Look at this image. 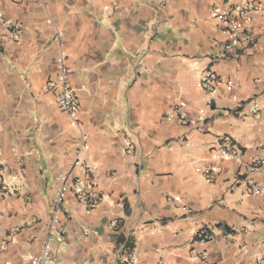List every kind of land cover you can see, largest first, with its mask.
I'll list each match as a JSON object with an SVG mask.
<instances>
[{
    "label": "crops",
    "instance_id": "crops-1",
    "mask_svg": "<svg viewBox=\"0 0 264 264\" xmlns=\"http://www.w3.org/2000/svg\"><path fill=\"white\" fill-rule=\"evenodd\" d=\"M244 1L264 3L0 0V264H30L39 251L57 175L84 178L74 164L78 150L100 201L86 208L71 188L49 264H198L203 252L218 264H257L264 168L252 175L257 195L243 172L264 155V109L235 111L233 98L264 102V11L245 22L252 42L240 36L227 55L223 24L212 15L214 6ZM11 21L21 24L18 40ZM56 30L80 107L75 118L59 108L58 86L48 85ZM206 69L230 84L216 85L210 105L200 85ZM178 103L190 124L166 119ZM201 112L205 122L196 120ZM222 136L241 152L215 157ZM203 229L209 241L197 235Z\"/></svg>",
    "mask_w": 264,
    "mask_h": 264
},
{
    "label": "built area",
    "instance_id": "built-area-1",
    "mask_svg": "<svg viewBox=\"0 0 264 264\" xmlns=\"http://www.w3.org/2000/svg\"><path fill=\"white\" fill-rule=\"evenodd\" d=\"M11 1L19 2L20 0ZM256 11H264V3L244 1L239 4H232L226 9L214 6L212 15L223 24V33L225 37L222 41V47L224 55L234 51L235 45L240 36L246 43L252 42L253 35L249 30H245V22L250 18L251 14ZM8 27L12 31V37L15 40H18L22 34L21 24L11 21L8 22ZM51 41L58 46V50L55 58L56 75L48 85L58 86L57 103L59 108L72 118H75L80 107L78 99L68 83V67L66 65L67 56L64 48L63 32L61 30H56L51 36ZM218 83H223L226 86L230 85L228 82H222L210 69H206L201 73L200 85L202 90L208 96V105L211 104L210 95L214 92ZM233 101L236 103L234 107L235 111H238L244 106H248V112L252 116H259L261 110L264 109V102H259L255 98L249 101H238L236 98H233ZM166 119L170 122L172 121L182 125L190 124V120L187 117L183 105L179 103L173 106V108L166 114ZM196 120L205 122L207 116L204 112H201L198 114ZM260 147H264V141L260 142ZM125 149V151L129 153L131 151V143L126 142ZM240 152L241 147L235 139L230 136H222L219 139L218 147L214 151V156L217 158H232ZM74 164L80 167L84 178L71 176L69 172H62L57 175L58 184L49 203V222L47 225V232L40 244L39 251L30 256V264H49L52 259V237L58 232V224L64 212L63 204L66 200L67 193L71 188H73L78 202L86 208H92L100 201V197L95 191L93 179L90 177L89 165L79 158V150L76 152V160L74 161ZM262 168H264L263 154L253 158L246 165L245 171L243 172L245 184L248 192L251 194L257 195L262 193L260 187L252 181V175ZM213 173L214 172L210 167L204 168L203 175L207 180L212 178ZM1 183L2 170L0 168V184ZM7 192L8 191H6V193ZM197 235L202 241H209L212 238L211 232L207 229L200 230ZM123 247L129 253V260L134 261L135 256L132 253V247H126L125 242ZM197 259L198 264H218V262L209 259L205 252L198 254ZM256 262L257 264H264V248L257 257Z\"/></svg>",
    "mask_w": 264,
    "mask_h": 264
},
{
    "label": "trees",
    "instance_id": "trees-1",
    "mask_svg": "<svg viewBox=\"0 0 264 264\" xmlns=\"http://www.w3.org/2000/svg\"><path fill=\"white\" fill-rule=\"evenodd\" d=\"M125 246L129 248V247H133V244L132 242L127 241L125 242Z\"/></svg>",
    "mask_w": 264,
    "mask_h": 264
}]
</instances>
